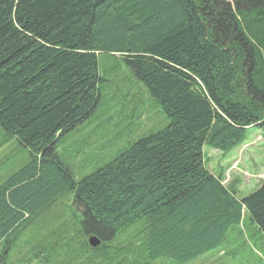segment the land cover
<instances>
[{
    "label": "trees",
    "instance_id": "trees-1",
    "mask_svg": "<svg viewBox=\"0 0 264 264\" xmlns=\"http://www.w3.org/2000/svg\"><path fill=\"white\" fill-rule=\"evenodd\" d=\"M102 55L119 56L167 123L75 179L57 144L99 107ZM0 126L29 152L0 183L7 244L66 190L80 217L28 243L83 234L110 264H187L247 216L264 234V182L239 198L205 163V148L226 153L264 129V0H0ZM128 233L114 248L127 254L109 256Z\"/></svg>",
    "mask_w": 264,
    "mask_h": 264
},
{
    "label": "rangeland",
    "instance_id": "rangeland-1",
    "mask_svg": "<svg viewBox=\"0 0 264 264\" xmlns=\"http://www.w3.org/2000/svg\"><path fill=\"white\" fill-rule=\"evenodd\" d=\"M99 68L105 79L101 85L103 96L99 107L88 121L66 133L57 144L59 156L69 165L75 179L90 174L124 151L130 143L167 123L160 106L135 81L118 55H102ZM28 160L27 148L0 126V183ZM205 163L211 172L221 175L224 185L235 186L239 198L247 196L264 182V129L250 127L245 141L226 153L205 148ZM72 200L73 192L66 190L49 210L41 214V221L34 227L29 224L8 244L0 237V264H110L111 258L102 254L104 250H91L83 234L65 246L61 241L54 243L52 240L42 243L41 247L36 244L38 242L28 243L32 230H43L56 219L68 225L74 219L77 221L80 216L73 210ZM54 230L65 238L77 235L73 229L65 227ZM43 231L41 236L55 237L52 227ZM128 238L129 233L121 234L118 240L110 243L113 249L110 248L109 256L127 254L126 246L114 248L125 244ZM83 239L86 244L81 247L75 244ZM119 240L124 242L117 243ZM151 264L176 263L163 258ZM187 264H264V234L247 216L243 224L229 231L221 246Z\"/></svg>",
    "mask_w": 264,
    "mask_h": 264
},
{
    "label": "water",
    "instance_id": "water-1",
    "mask_svg": "<svg viewBox=\"0 0 264 264\" xmlns=\"http://www.w3.org/2000/svg\"><path fill=\"white\" fill-rule=\"evenodd\" d=\"M88 243L92 248H98L102 244V242L95 236H90L88 238Z\"/></svg>",
    "mask_w": 264,
    "mask_h": 264
}]
</instances>
